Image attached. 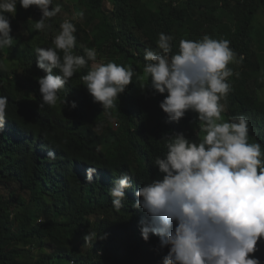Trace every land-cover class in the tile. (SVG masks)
I'll return each instance as SVG.
<instances>
[{
	"label": "trees",
	"instance_id": "obj_1",
	"mask_svg": "<svg viewBox=\"0 0 264 264\" xmlns=\"http://www.w3.org/2000/svg\"><path fill=\"white\" fill-rule=\"evenodd\" d=\"M65 1L74 15L83 12L73 21L74 54L93 48L96 63L130 65L137 77L119 94L117 108L105 112L83 86L81 77L93 66L89 61L58 93L60 100L74 101V109L60 100L39 108L37 79L45 73L36 67L34 49L54 47L64 20L57 14L47 22L50 28L37 31L41 12L35 6L25 10L17 4L14 16L5 14L14 43L0 49V96L8 99L0 129V264H155L150 249H157L159 240L141 238L144 214L129 202L137 188L159 178L153 160L167 151L164 136L180 132L198 143L205 133L192 111L178 123L168 121L159 108L167 93L141 88L147 83L145 50L160 51V33L174 36L173 53L180 40L205 35L228 40L236 61L228 65L233 75L221 100L222 121L246 116L248 142H259L264 154V55L258 51V46L264 50V0ZM83 164L102 176L133 177L134 191L125 192L123 209L117 212L111 202L101 201L98 186L85 182ZM87 233L98 235L90 243L83 239ZM250 255L264 264V240Z\"/></svg>",
	"mask_w": 264,
	"mask_h": 264
},
{
	"label": "clouds",
	"instance_id": "obj_2",
	"mask_svg": "<svg viewBox=\"0 0 264 264\" xmlns=\"http://www.w3.org/2000/svg\"><path fill=\"white\" fill-rule=\"evenodd\" d=\"M17 4L25 10L30 6L40 10L41 17L34 22L37 31L50 28L47 22L61 12L59 4L49 8L53 0H0V49L14 43L5 14L14 16ZM77 17L82 18L83 12L60 23L54 47L34 49L36 67L45 73L37 79L39 108L56 105L60 90L91 61L93 66L81 77L83 86L93 102L108 112L117 108L119 94L137 72L130 65L96 63L93 48H85L83 56L74 54L76 27L72 20ZM173 40L174 36L160 33L156 42L160 51L145 50L147 83L141 88L167 93L159 108L170 122L178 123L187 111L196 113L205 135L198 143L180 132L163 137L167 151L153 160L159 178L142 184L134 192L135 201L129 202L144 214L139 221L141 238L145 242L159 240L158 248L150 249L155 264H261L250 254L257 251L258 241L264 240L262 145L248 142L246 116L228 121H222L221 116L226 107L221 100L231 90L227 78L233 71L228 65L236 61V54L228 40L207 35L199 41L181 40L179 50L173 53ZM60 103L76 107L65 97ZM7 106V97L0 96V129L7 119ZM81 172L85 182L98 186L101 201L111 202L117 212L127 201L125 192L134 191L130 175L102 176L89 164H83ZM97 235L87 233L83 239L91 243Z\"/></svg>",
	"mask_w": 264,
	"mask_h": 264
},
{
	"label": "rangeland",
	"instance_id": "obj_3",
	"mask_svg": "<svg viewBox=\"0 0 264 264\" xmlns=\"http://www.w3.org/2000/svg\"><path fill=\"white\" fill-rule=\"evenodd\" d=\"M53 4H54V6H56L57 4H59L61 6V12L58 13V15L61 18V20H65V19H70L71 20L72 19V17L74 16V8H73V5L70 2H67L65 0H55V2ZM82 4L83 3L80 2V3L77 4V6L79 5L81 8H83L82 7L83 6ZM107 7H108V10L109 11L112 10V4L107 3ZM126 20L129 21L130 23L132 22L131 19H126ZM73 21L74 20H72V22ZM260 22L263 23V25H264V18H261L260 19ZM113 23H114V25H116V27L117 26L119 27V22L117 20L116 21H113ZM227 27L228 26L225 25L224 28H227ZM223 29H221L220 31H222ZM215 39L218 40L217 37ZM258 51H260L264 55V50H262L261 46H258Z\"/></svg>",
	"mask_w": 264,
	"mask_h": 264
},
{
	"label": "crops",
	"instance_id": "obj_4",
	"mask_svg": "<svg viewBox=\"0 0 264 264\" xmlns=\"http://www.w3.org/2000/svg\"><path fill=\"white\" fill-rule=\"evenodd\" d=\"M181 41V40H180Z\"/></svg>",
	"mask_w": 264,
	"mask_h": 264
}]
</instances>
